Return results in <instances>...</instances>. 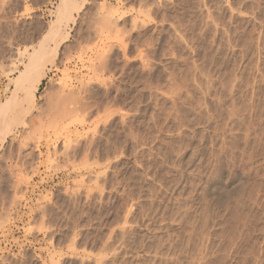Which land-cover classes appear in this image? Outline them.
Here are the masks:
<instances>
[{
	"label": "rangeland",
	"instance_id": "374dc122",
	"mask_svg": "<svg viewBox=\"0 0 264 264\" xmlns=\"http://www.w3.org/2000/svg\"><path fill=\"white\" fill-rule=\"evenodd\" d=\"M60 2L0 0V101ZM79 5L0 149V264H264V0Z\"/></svg>",
	"mask_w": 264,
	"mask_h": 264
},
{
	"label": "bare ground",
	"instance_id": "6f19581e",
	"mask_svg": "<svg viewBox=\"0 0 264 264\" xmlns=\"http://www.w3.org/2000/svg\"><path fill=\"white\" fill-rule=\"evenodd\" d=\"M79 2L80 0H61L56 8V20L38 46L19 51V64L22 67L18 65L12 71V76H8L6 91L10 90V94L4 101H0V149L10 135L16 134L20 126L27 124L23 116L36 108L37 93L49 70L46 64L54 61L53 55L60 41L67 39L68 27L75 22V13L80 8ZM52 43L56 44L55 48Z\"/></svg>",
	"mask_w": 264,
	"mask_h": 264
}]
</instances>
